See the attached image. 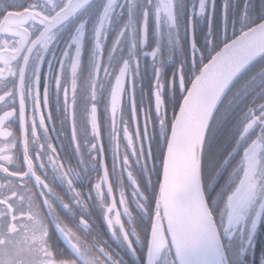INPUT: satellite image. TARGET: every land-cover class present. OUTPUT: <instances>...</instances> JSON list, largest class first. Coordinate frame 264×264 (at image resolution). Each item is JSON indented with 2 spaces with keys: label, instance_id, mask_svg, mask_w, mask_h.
<instances>
[{
  "label": "snow or ice",
  "instance_id": "obj_1",
  "mask_svg": "<svg viewBox=\"0 0 264 264\" xmlns=\"http://www.w3.org/2000/svg\"><path fill=\"white\" fill-rule=\"evenodd\" d=\"M0 143V264H264V0H0Z\"/></svg>",
  "mask_w": 264,
  "mask_h": 264
},
{
  "label": "flooded vegetation",
  "instance_id": "obj_2",
  "mask_svg": "<svg viewBox=\"0 0 264 264\" xmlns=\"http://www.w3.org/2000/svg\"><path fill=\"white\" fill-rule=\"evenodd\" d=\"M228 35L229 36L232 35L231 28H229V30H228ZM206 62H207V60H205V63ZM43 68H44L45 71L47 70V64H46V62L43 65ZM170 72H171V69L169 68V73ZM41 91H42V89H41ZM146 104H147V98L145 97V105ZM102 107H103V105H101V108ZM177 110H178V106H177ZM44 114L46 115L47 114V111H45ZM53 115L55 116L54 109H53ZM78 115H79V113H78ZM169 116H171V110H169ZM100 119H101V122H102V120H103L102 114L100 115ZM38 121H39V115L37 116V123H38ZM49 127H51V125H49ZM57 127H58V125H57ZM10 130H13V129H10ZM64 131H65V133H70V129L67 128V127L64 129ZM51 135L55 138L57 134L55 132H52ZM63 142H64L65 145H67V143H68L67 137L63 138ZM54 143L56 144L57 147H59V143L60 142L58 140H54ZM0 146H2V143H0ZM72 163H75V161H72ZM110 163H111V161H110V158H109V165H110ZM91 175L93 177V183L98 182L99 179L103 176V170H101L99 173H95L94 172ZM220 180H221V178L220 177H217V181L219 182ZM29 183H31V182H29ZM125 185H127L126 176H125ZM106 190H107V185H105V191ZM125 192H126V196L130 198V196H131V188L130 187H126L125 188ZM113 200L115 201V205L116 206L113 209L111 215L114 217L117 212L123 213V208L119 204V200H120L119 189H116L114 191L113 197L108 198V203L109 204L113 203ZM130 208H131V205H130ZM133 215L135 216V213L134 212H133ZM91 217H92V221L96 224L97 229H101L102 227H106V225H104L103 222H102V218L98 217L97 212H92L91 213ZM62 218H63V216H62ZM121 220H122V222L126 221V217L121 216ZM65 222L68 223L67 220ZM69 226H71V225H69ZM126 227H127V225H126ZM106 238L107 237H105V239ZM113 247H115V245H113ZM262 250H264V228H262L260 230V233L257 236V247H256V253H255V259H257V261L259 259V255H260V252Z\"/></svg>",
  "mask_w": 264,
  "mask_h": 264
}]
</instances>
